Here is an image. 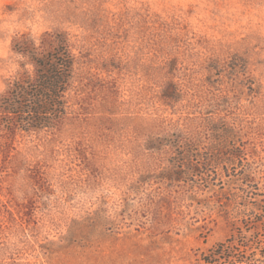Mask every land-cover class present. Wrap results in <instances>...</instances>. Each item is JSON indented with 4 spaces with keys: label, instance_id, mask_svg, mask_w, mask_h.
I'll return each mask as SVG.
<instances>
[{
    "label": "rangeland",
    "instance_id": "rangeland-1",
    "mask_svg": "<svg viewBox=\"0 0 264 264\" xmlns=\"http://www.w3.org/2000/svg\"><path fill=\"white\" fill-rule=\"evenodd\" d=\"M59 36L67 118L0 108V264H218L264 193V0H0V102Z\"/></svg>",
    "mask_w": 264,
    "mask_h": 264
},
{
    "label": "trees",
    "instance_id": "trees-1",
    "mask_svg": "<svg viewBox=\"0 0 264 264\" xmlns=\"http://www.w3.org/2000/svg\"><path fill=\"white\" fill-rule=\"evenodd\" d=\"M31 56L36 65L35 75L16 80L11 90L1 98L0 108L16 128L25 131L57 128L68 115L66 93L75 75L74 58L62 36L46 55L40 57L31 53ZM252 184L251 187L257 191H249L245 197L251 192L250 195H259L261 199L242 203L246 209L241 225L205 254L206 261L218 264H236L246 260L264 262V239L259 238L262 235L260 231L264 233V193L258 191L255 183ZM242 190L245 191L244 188ZM256 249L261 257L249 258L256 254Z\"/></svg>",
    "mask_w": 264,
    "mask_h": 264
}]
</instances>
